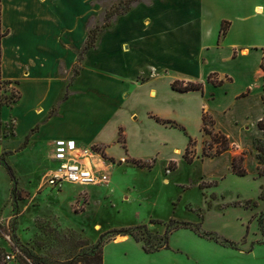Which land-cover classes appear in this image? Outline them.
I'll use <instances>...</instances> for the list:
<instances>
[{
  "label": "rangeland",
  "instance_id": "1",
  "mask_svg": "<svg viewBox=\"0 0 264 264\" xmlns=\"http://www.w3.org/2000/svg\"><path fill=\"white\" fill-rule=\"evenodd\" d=\"M126 1L86 0L85 28L88 32L97 30L96 46L107 38L105 46L88 58L85 80L90 78L94 60L98 70L95 73H102L85 84L91 97L116 91L109 66L119 68L124 60L116 53L115 31L112 39L109 31L124 14ZM4 3L2 0V32L8 28L3 22L4 14L6 23H18L10 19V10L5 12ZM153 3L155 0H140L131 9ZM32 9L39 17L35 19L37 25L44 21L40 18L52 12V5L34 4ZM113 9L120 14L109 21L106 14ZM140 16L138 12L132 20L138 23L136 17ZM82 31L81 27L76 30L77 39ZM13 39L8 37L7 43L12 44ZM78 44L75 42L74 50ZM214 54V61L204 63L203 70L218 67L234 73L233 83L224 90H215V107L222 109L232 99L223 120H247L250 126L242 131V144L230 142L228 149L234 156L245 154L242 166L246 175L233 171V159L230 164L225 153L220 157L203 155L204 149L209 153L221 143L209 149L212 138L208 134H204L205 139L191 135L198 124L199 102L177 93L179 100L167 84L169 76H163L155 80L158 98L152 101L148 96V85L132 92V99L122 106L124 111L118 119L128 133V156L115 157L123 153L118 144L111 148L115 156L109 155L103 145H91L113 162L108 182L68 184L62 190L39 189L44 165L37 140L10 164L4 157L13 168L15 181L9 175L5 185L0 183V261L22 264L25 248L42 257L64 261L76 252L90 250L101 240L104 264H264V176L258 173L256 149V140L264 137L254 125L259 116L264 117V77L260 79L253 73L258 66L253 60L256 58L232 61ZM82 65L83 56L75 63L73 73L77 74ZM247 87L252 89V96L235 101L234 95ZM21 88L24 98L10 108L11 118L5 126L9 132L16 131L11 146L17 143V133L26 129L20 110L31 102L32 81L21 80ZM153 104L170 115L161 117L169 123L160 121L159 126L148 120L146 109ZM208 127L217 133L213 123L209 122ZM125 132L120 128L119 141L123 145ZM190 137L196 140L190 148L191 153L196 151L192 161L184 157ZM173 163L175 166L170 168ZM121 228L134 229L138 240L132 235L108 233Z\"/></svg>",
  "mask_w": 264,
  "mask_h": 264
},
{
  "label": "crops",
  "instance_id": "2",
  "mask_svg": "<svg viewBox=\"0 0 264 264\" xmlns=\"http://www.w3.org/2000/svg\"><path fill=\"white\" fill-rule=\"evenodd\" d=\"M26 2L28 8L26 5V10L23 9L15 25L6 23L3 17L4 24L10 29L2 40L3 77L19 80L21 92V80L32 81L31 102L20 110V118L26 123V129L17 133L19 138L15 146H11V140L16 131L15 135L0 142V157L5 152H10L5 156L9 164L15 156L29 150L34 140H37L38 152L43 154L44 171L54 166V162L46 157V150L48 144L57 139H73L83 146L103 145L111 156H115L111 148L118 144L123 153L115 157L125 158L129 151L128 133L125 132L126 127L118 116L124 111L123 107L128 100L132 99V92L149 85L148 96L152 101L158 98L155 80L163 76H169L167 84L176 97L177 93L182 96L186 94L188 97L185 98L199 102L198 124L192 131L193 137L205 139L202 118L203 112L208 111L215 120V128L227 135L231 144H242V131L250 128L248 121L227 123L223 120L230 111L229 105L233 100L222 109L215 107L218 98L215 90H224L233 83L234 73L218 67L205 71L203 65L214 61L215 52L218 53L216 56L221 55V59L232 61L256 58L253 60L258 62V66L253 73L260 79L264 77V0H155L150 6L139 5L121 14L109 34L111 38L115 31L116 53L120 54L124 62L119 68L109 66V73L115 78L116 91L111 90L98 98L91 97L85 86L90 79L94 81L102 74L95 73L98 72L95 60L88 80H85V72L88 69V58L98 48L105 46L103 42H106L107 38L84 53L83 65L77 74L73 73L89 34L84 26V17L87 14L86 0ZM34 4L52 5V12L40 18V21H44L37 25L35 19L39 17L33 14ZM138 12L142 13V16L136 17V23L132 19H135L134 15ZM224 21L230 23L227 34L221 37ZM79 27L83 31L80 39H77L76 30ZM8 37H14L12 44L7 43ZM75 42L79 43V47L74 50ZM223 51L226 53L223 54ZM213 72L226 80L224 84L217 86L208 81L209 74ZM176 80L202 82L204 87L202 90L181 92L172 88V83ZM261 86L258 84L259 88ZM251 94L252 89L247 87L236 93L234 99L242 101L252 96ZM23 98L22 92L20 100ZM261 98L263 100V94ZM12 107L3 109L5 126L10 121ZM161 110V107L155 104L146 109L148 120L152 124L160 126L157 118L170 116ZM263 118L259 116L254 125L256 128L258 126L264 137V130L258 124ZM51 125L54 127L48 130ZM122 127L126 148L119 141V131ZM33 128L37 129L31 132ZM29 134L28 144L18 151ZM224 153L229 157L231 164L234 153L230 150ZM224 153L222 154L225 155ZM0 177V183L5 185L9 174L2 162Z\"/></svg>",
  "mask_w": 264,
  "mask_h": 264
},
{
  "label": "trees",
  "instance_id": "3",
  "mask_svg": "<svg viewBox=\"0 0 264 264\" xmlns=\"http://www.w3.org/2000/svg\"><path fill=\"white\" fill-rule=\"evenodd\" d=\"M140 0H127L125 3L124 12L129 11L137 2ZM1 13H2V0H0V142L3 141L4 137H8L9 134L15 135V130L12 132H9L5 129V124L2 118V112L5 107H11L15 103H17L22 98V92L20 89V81L19 80H13V79H5L2 74V40L3 38L9 33V30H5L2 32L1 30ZM120 14V11L111 10L107 12L106 19L112 20L117 15ZM229 21H224L222 23L221 27V37H224L227 34L228 28H229ZM97 41V30L96 29H90L88 38L86 40L85 46L82 49L79 59L82 58L85 52H87L90 48L96 46ZM262 67L264 68V61L262 63ZM228 80H231L230 77H227ZM208 81L212 82L214 85H222L225 82L224 78H220L219 74L216 72L210 73L208 76ZM204 87V84L202 82H186L182 80H176L172 83V88L181 92H187L192 90H202ZM203 131L208 134L212 138V143L209 145V149H212L214 147V143H221V145L217 146V148L214 151H211L209 153L206 152V150H203L204 156H217L225 151H227L230 148V140L227 135H225L221 131H217V133H214V130H210L208 127V123H213V126H215V120L213 116L208 112H203ZM158 121H163L164 123H169L167 120H162L160 118H157ZM259 127L264 130V118L259 121ZM37 128H33L31 132H34ZM30 134L26 137L24 143L21 145V147L18 149H23L29 142ZM120 140V138H119ZM196 140L190 137L189 144L186 148V152L184 154V157L188 161H192L195 157V150H192V153L190 151V148L193 143H195ZM124 147L126 148L125 141H124ZM256 149L258 151L257 157L259 159V175L264 176V139H257L256 140ZM10 154V152H5L2 157H0V163H4L9 175L11 176L12 180L15 181V173L13 171V168L11 165H9L7 162L4 161V157ZM245 159V154L236 155L233 157L232 162V168L233 171L239 175H246L247 170L245 167L242 166V163ZM135 163L141 164L138 161H135ZM175 166V163L173 165H170L169 167L172 168ZM264 190V189H263ZM264 196V194H263ZM144 227V226H140ZM108 233H115V235H132L135 239L138 240L137 234L134 232V229L132 228H121L119 230H111ZM86 241H84V244ZM83 250V249H82ZM24 252V259L21 261L22 264H104V248L103 243L101 240H99L93 247H91L90 250L82 252H76L73 256H70L69 259L64 261H57L56 259H49L42 257L40 255H37L30 251L29 249L25 248L23 249ZM0 264H6L5 262H1Z\"/></svg>",
  "mask_w": 264,
  "mask_h": 264
},
{
  "label": "built area",
  "instance_id": "4",
  "mask_svg": "<svg viewBox=\"0 0 264 264\" xmlns=\"http://www.w3.org/2000/svg\"><path fill=\"white\" fill-rule=\"evenodd\" d=\"M46 157L54 166L44 171L39 189L62 190L68 184L86 186L110 180L113 162L93 146L80 145L73 139H57L48 144Z\"/></svg>",
  "mask_w": 264,
  "mask_h": 264
},
{
  "label": "bare ground",
  "instance_id": "5",
  "mask_svg": "<svg viewBox=\"0 0 264 264\" xmlns=\"http://www.w3.org/2000/svg\"><path fill=\"white\" fill-rule=\"evenodd\" d=\"M26 0H5V12L11 11L10 19H13V22H18L20 16L22 15L23 9L26 10ZM10 7V9H9ZM3 17L7 18V14H4Z\"/></svg>",
  "mask_w": 264,
  "mask_h": 264
}]
</instances>
